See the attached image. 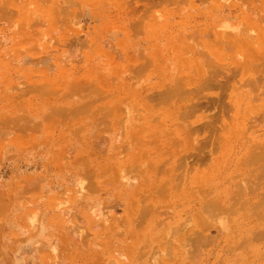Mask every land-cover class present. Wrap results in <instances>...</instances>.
Wrapping results in <instances>:
<instances>
[{"label":"rangeland","instance_id":"rangeland-1","mask_svg":"<svg viewBox=\"0 0 264 264\" xmlns=\"http://www.w3.org/2000/svg\"><path fill=\"white\" fill-rule=\"evenodd\" d=\"M262 78L264 0H0V170L37 169L0 185L2 236L41 264H264Z\"/></svg>","mask_w":264,"mask_h":264},{"label":"crops","instance_id":"crops-1","mask_svg":"<svg viewBox=\"0 0 264 264\" xmlns=\"http://www.w3.org/2000/svg\"><path fill=\"white\" fill-rule=\"evenodd\" d=\"M12 174H19L21 177L27 178L37 174V169L28 165H14L12 168L8 167V165H4L0 170V185L3 186V190H5L6 195H8L12 189L10 187L12 185L10 181ZM19 202L14 201V204H18L20 208L21 206L24 207V203H22V201L20 203ZM21 213L24 215L25 212L21 209ZM2 231L3 230L0 231V252L4 255V257L3 261H0V264H12V255L14 250L17 248L19 249L17 251L18 263L16 264H41V262L38 261V250L40 248L39 244L45 242V240L26 242L24 239L28 237V235L24 234L22 231H19V235H14L15 231L13 230L4 236H2ZM41 232L42 231H38L39 234ZM3 237L4 239L2 240ZM14 237H19L20 240H13ZM18 245H20V247H17Z\"/></svg>","mask_w":264,"mask_h":264},{"label":"bare ground","instance_id":"bare-ground-1","mask_svg":"<svg viewBox=\"0 0 264 264\" xmlns=\"http://www.w3.org/2000/svg\"><path fill=\"white\" fill-rule=\"evenodd\" d=\"M251 35H252V34H251ZM249 37H250V36H249ZM253 38H254V37H253ZM249 39H250V38H249ZM251 39H252V38H251ZM257 76H258V75H257ZM259 77L261 78V76H259ZM259 77H257V80H258V81L260 80V79H258ZM251 79H252V78H251ZM262 79H263V78H262ZM263 80H264V79H263ZM249 81H250V80H248L247 82L249 83ZM254 81H255V80H254ZM250 82H251V81H250ZM260 82H261V81H260ZM260 82H259V83H260ZM263 82H264V81H263ZM249 84H250V83H249ZM251 84H253V83L251 82ZM254 86H255V85H254ZM263 86H264V85H263ZM255 88H256V87H255ZM253 91H254V90H253ZM255 91H256V90H255ZM263 92H264V91H263ZM263 92H262V95H263L262 97H264ZM260 95H261V94H260ZM240 105L242 106V103H240ZM261 113H262V112H260V114H259V118H260V119H262V118L264 117V116H262L263 114H261ZM261 117H262V118H261ZM257 119H258V118H257ZM261 122H262V120H261ZM261 122H260V123H261ZM261 125H262V123H261ZM189 126H191V125H189ZM189 126H188V127H189ZM188 127H187V128H188ZM118 132H119V131H118ZM258 136H259V135H258ZM256 137H257V135H256ZM256 140H258V137H257ZM257 142H258V141H257ZM260 148H262V146L260 145V143H259V144L257 143V144L254 146L253 152H251V151H252L251 148L246 147V148H245V152H244V154H245V160L248 159V160H247V161H248L247 163H248V165H249V166H248V167H249V170H252V171L254 170V172H256V171L259 170V171H260V172H259V173H260V176H264V175H263L264 171L262 172V170L264 169V162H263V160H264V150L262 151V149H261L260 151H258V149H260ZM200 150H201V149H200ZM197 152H198V151H197ZM252 153H254V154H253L254 156L252 155ZM191 154H192V153H191ZM192 155H193V154H192ZM198 155H199V154H198ZM256 155H257V156H256ZM193 156H194V155H193ZM251 156H252V157H251ZM254 157H255V158H254ZM259 157H260L261 159L263 158V159H262V163L260 162V165H261L263 168H262V167L260 168V167H259L260 165H258V168H257V166H256L254 169L250 168V163H251V161H252V158L254 159V160H253L254 162H253V161H252V162H253L254 164H256V162L260 160ZM187 158H188V156L186 157V159H187ZM189 158H190V157H189ZM249 158H251V159L249 160ZM193 159H196L195 156H194V158H192V160H193ZM255 159H257V161H256ZM255 161H256V162H255ZM245 163H246V162H245ZM247 163H246V164H247ZM258 164H259V163H258ZM259 168L262 169V170H260ZM249 170H248V171H249ZM251 173H252V172H251ZM248 176H251V174H248ZM256 176H257V175H256ZM258 176H259V175H258ZM258 176L256 177L257 179H259ZM251 177H252V176H251ZM261 178H262V177H260V179H261ZM125 179H126V181H128V183H127V185H128L129 183L134 182L133 180H136V177H135V178L133 177L132 180H131V182H129V181H130L129 177H128V178L125 177ZM250 179H251V178L248 177V180H249V181H250ZM246 180H247V179H246ZM248 180H247V181H248ZM247 181H246V182H247ZM249 181H248V183H247L248 185H249ZM83 182H84V180H82V178H80V181H79L80 188H84V186H83L84 183H83ZM250 182H251V181H250ZM256 182H258L257 185H258V184H259V185H260V184H264V183H259L258 180H257ZM251 184H253V182H251L250 185H251ZM250 185H249V187H248V186L245 184V186H242V187L245 188L246 190H247V189L250 190L249 193H252L251 191H253V188H254L256 185L254 184V185H255L254 187H252V186H250ZM259 185H258V186H259ZM131 186H132V184H130V186L128 185V187H131ZM242 187H240V189L243 191ZM250 187H251L252 189H251ZM256 187H257V186H256ZM256 187H255L254 190L258 189V188H256ZM260 188H261V187H260ZM260 188H259V189H260ZM240 189H239V192H242ZM256 191H257V190H256ZM243 193H244V192H243ZM257 194H258V193H257ZM263 194H264V193H263ZM263 194H262V195H263ZM260 196H261V195H260ZM263 196H264V195H263ZM260 200H261V199H260ZM262 201H263V200H262ZM262 203H263V202H262ZM198 208H199V207H198ZM201 208H202V207H201ZM207 208H208V207H206V209H207ZM206 209H205V211H206ZM216 209H217V208H216ZM197 210H198V209H197ZM201 210H202V209H201ZM202 211H203V210H202ZM205 229H206V228H205ZM45 230H46V229H45ZM39 231H41V229H39ZM208 232H209V231H208ZM41 233H42V232H41ZM195 233H196V234H195ZM197 233H199V232H195V231H194V232L192 233V234H194L195 236H198V237L196 238V241H197V242L199 241V240H198L199 237H200V238H199V239H200L199 242L203 241L202 239H205V238H203V237L201 238V236H202V235L204 236L205 234L202 233V235H201V233H199V234H197ZM218 233H219V232H218ZM210 234H211V233H210ZM194 235H192V236H194ZM207 235H208V236H207ZM195 236H194V237H195ZM206 236L209 238V234H206L204 237H206ZM210 236H212V235H210ZM44 237H46V236H44ZM51 237H54V238L52 239V242H51L50 248H51V250H52L53 252H56V251L58 250V246H59V244H60V243H59V239L56 238L57 236H53V233H52V234H49V235L47 236V239H48V238L51 239ZM194 237H193V238H194ZM207 237H206V239H207ZM213 237H214V236H213ZM213 237H212V240H213ZM186 238H189V239H186ZM186 238H185V240L191 242V244H195L194 242L192 243V241H191V239H190V238H191V235H190V236L188 235V237H186ZM215 238H216V237H215ZM54 239H56V240H54ZM182 240H183V239H182ZM214 240H215V239H214ZM187 241H186V242H187ZM213 242H214V241H213Z\"/></svg>","mask_w":264,"mask_h":264}]
</instances>
